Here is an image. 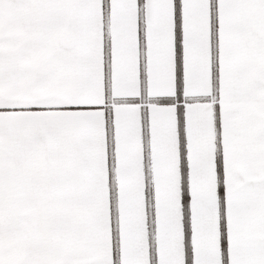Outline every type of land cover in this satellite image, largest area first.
I'll list each match as a JSON object with an SVG mask.
<instances>
[{"label": "snow or ice", "instance_id": "obj_1", "mask_svg": "<svg viewBox=\"0 0 264 264\" xmlns=\"http://www.w3.org/2000/svg\"><path fill=\"white\" fill-rule=\"evenodd\" d=\"M0 264H264V0H0Z\"/></svg>", "mask_w": 264, "mask_h": 264}]
</instances>
